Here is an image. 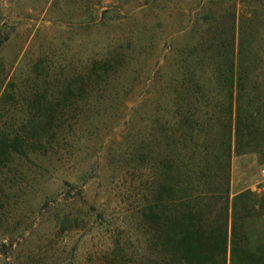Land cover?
<instances>
[{"label": "rangeland", "instance_id": "rangeland-1", "mask_svg": "<svg viewBox=\"0 0 264 264\" xmlns=\"http://www.w3.org/2000/svg\"><path fill=\"white\" fill-rule=\"evenodd\" d=\"M232 13L238 41L264 0H0V131L26 137L40 120L27 154L0 165V264H113L127 238L125 259L141 260L159 87L173 51ZM261 167L234 157L231 199Z\"/></svg>", "mask_w": 264, "mask_h": 264}, {"label": "trees", "instance_id": "trees-1", "mask_svg": "<svg viewBox=\"0 0 264 264\" xmlns=\"http://www.w3.org/2000/svg\"><path fill=\"white\" fill-rule=\"evenodd\" d=\"M262 17L238 41L235 13L222 24L211 18L173 51L154 132L145 127L141 144L150 176L138 211L146 253L125 259L127 238L113 264H264V198L245 190L231 199L234 157L264 161ZM39 121L26 137L0 131V165L27 154Z\"/></svg>", "mask_w": 264, "mask_h": 264}, {"label": "built area", "instance_id": "built-area-1", "mask_svg": "<svg viewBox=\"0 0 264 264\" xmlns=\"http://www.w3.org/2000/svg\"><path fill=\"white\" fill-rule=\"evenodd\" d=\"M257 181L254 188L251 190L258 196L264 198V167H261L256 175Z\"/></svg>", "mask_w": 264, "mask_h": 264}]
</instances>
